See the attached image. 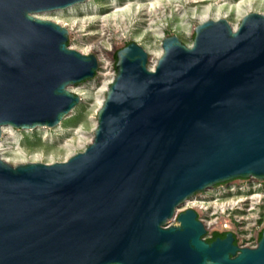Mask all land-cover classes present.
Instances as JSON below:
<instances>
[{
    "label": "water",
    "instance_id": "obj_1",
    "mask_svg": "<svg viewBox=\"0 0 264 264\" xmlns=\"http://www.w3.org/2000/svg\"><path fill=\"white\" fill-rule=\"evenodd\" d=\"M86 0H0L3 127L53 128L81 102L69 86L93 79L96 55L38 16ZM155 70L132 42L92 141L67 161L13 165L0 154V264H264L233 232L213 241L196 194L237 179L264 180V15L236 30L197 25L192 46L171 35Z\"/></svg>",
    "mask_w": 264,
    "mask_h": 264
},
{
    "label": "rangeland",
    "instance_id": "obj_2",
    "mask_svg": "<svg viewBox=\"0 0 264 264\" xmlns=\"http://www.w3.org/2000/svg\"><path fill=\"white\" fill-rule=\"evenodd\" d=\"M256 1L254 0V2ZM100 2H103V0H100ZM73 7H76V5ZM73 7L72 9L68 8L66 13L48 12L40 13L38 16L61 22V25L66 24L72 22V20L82 18L81 15H71L70 12L81 13L83 8L76 7L73 9ZM88 7L91 8V6ZM258 7V11L255 12H264L262 5ZM172 11L176 12L174 9ZM177 18L173 19L172 14L168 15V27L164 32L153 33L146 28L141 42L132 38L133 30L138 27H124L121 34L113 35V40H109L108 37L92 38L89 34L97 30L92 26L84 29V31H81L83 30L82 26H78L73 34L70 32L69 46L81 52L96 55L100 62L98 72L93 79L75 84L85 87L84 100L82 99V102L73 110L67 120L64 119L61 122L63 126L60 132L54 130L56 127L47 128L51 135L48 139H43L41 131L29 133L15 128L18 138L15 141L6 136L11 152L1 156L10 159L18 165L31 162V157L34 154L41 153L44 156L42 163L51 164L63 162L72 155L84 151L92 141V135L94 136L100 100L103 96H106V93L104 95L103 86L110 83L116 75L115 60L117 52L132 42H136L144 48L148 47L150 50L158 51L163 42L160 35L164 36V38L176 35L185 45L192 46L194 31L198 25L197 22L193 21L188 24L189 31L177 30V24H180L176 20ZM229 22L231 25L236 24L237 19L234 14L230 17ZM143 27L146 26L143 25ZM110 31L113 32V29H110ZM122 37L124 38L122 39ZM148 65L150 67V60ZM255 186L257 188H254ZM195 198L202 202L204 206L200 213L196 209L194 210L208 229L205 235L206 239L211 238L215 231L233 232L239 246L255 247L258 244V237L264 223V180L254 178L237 179L198 193L193 199ZM240 200H243V202L240 203ZM187 209L191 208L182 204L178 208L176 215L168 221V224H178L179 214ZM224 224H228L227 229H224Z\"/></svg>",
    "mask_w": 264,
    "mask_h": 264
},
{
    "label": "bare ground",
    "instance_id": "obj_3",
    "mask_svg": "<svg viewBox=\"0 0 264 264\" xmlns=\"http://www.w3.org/2000/svg\"><path fill=\"white\" fill-rule=\"evenodd\" d=\"M75 5L76 7H82L83 11L81 13L70 12L71 15H81L82 18L62 24V26L67 27L70 30L71 34L74 33L78 26H82L83 30L81 31H84V29L92 26L95 30L97 29L96 31H93L89 34L92 38L108 37L109 40H113V35L121 34L124 30V27H138L137 29L133 30L132 38H135L136 41L141 42L143 40V35L145 34L146 28L149 29V32L153 33H157L158 31L164 32V30L168 27L167 21L169 14H172L173 19L178 17L176 20L179 21L180 24H177V30L183 29L186 31H189L188 24L192 23L193 21L197 22L198 25L205 23L208 20L219 21L221 18L227 19V21H229L230 17L234 14L236 16L237 22L236 24H232V27L234 30H236L242 19L247 14L258 13L255 11H258L257 9H259L258 6L260 5H262L264 8V0H257L256 2H254V0H103V2H100V0H86ZM73 6L68 8L72 9ZM88 6H91V8ZM76 7H73V9ZM68 8H65V10L57 9L49 12L66 13L68 12ZM173 9L176 12L172 11ZM261 14L264 15V12ZM57 23L61 24V22ZM143 25L146 27H143ZM110 29H113V32H111ZM140 36L142 37L140 38ZM160 36L161 40L163 41L165 39L164 36ZM123 38L124 37H122V39ZM146 48L147 51L149 50L151 55L150 69L155 70L158 61L163 54V47L161 46L158 51L150 50L148 47ZM82 53L87 54V52ZM104 60L106 61L105 58ZM104 60L103 64L105 63ZM111 82L103 86L104 95L107 93ZM69 89L72 93L80 95L84 100L85 87L74 84L69 86ZM104 98L105 97L103 96L100 100L99 109L103 104ZM73 110L64 119L67 120L71 116ZM62 126L63 124L60 123L58 126H56V128H53H55L54 130L56 132H60L62 130ZM95 126H97V121H95ZM47 128L48 127H37L33 130H23L29 133L41 131L43 139H48L51 135L49 133V129ZM6 136H9L10 139L16 141L18 138L16 129L10 125L3 127V135L2 139L0 140V153L2 156L11 152V149L8 146L9 143L6 141ZM92 139L93 135L91 137V140ZM43 158L44 156L41 153H36L31 157V162L42 163ZM3 159L13 165H16L15 162H12L6 157ZM254 188H257V186ZM193 198L186 200L183 205H187L192 209H196L199 213L202 212L204 209L202 202H199L196 198ZM239 202L241 203L243 200H240Z\"/></svg>",
    "mask_w": 264,
    "mask_h": 264
},
{
    "label": "trees",
    "instance_id": "obj_4",
    "mask_svg": "<svg viewBox=\"0 0 264 264\" xmlns=\"http://www.w3.org/2000/svg\"><path fill=\"white\" fill-rule=\"evenodd\" d=\"M227 234V232H219V231H215L213 234H212V237L209 238L208 240L209 241H213L215 240L216 238L218 237H225ZM262 236V232L259 234V239L261 238ZM236 243H237V239H236Z\"/></svg>",
    "mask_w": 264,
    "mask_h": 264
},
{
    "label": "built area",
    "instance_id": "obj_5",
    "mask_svg": "<svg viewBox=\"0 0 264 264\" xmlns=\"http://www.w3.org/2000/svg\"><path fill=\"white\" fill-rule=\"evenodd\" d=\"M226 226V227H225ZM228 228V224H224V229H227ZM262 230H264V223H263V225H262V229H261V232H262ZM259 238V237H258ZM258 238H257V241H258Z\"/></svg>",
    "mask_w": 264,
    "mask_h": 264
}]
</instances>
